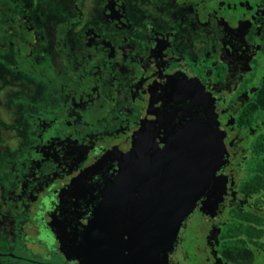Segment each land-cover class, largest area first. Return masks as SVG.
Masks as SVG:
<instances>
[{"label": "flooded vegetation", "instance_id": "obj_1", "mask_svg": "<svg viewBox=\"0 0 264 264\" xmlns=\"http://www.w3.org/2000/svg\"><path fill=\"white\" fill-rule=\"evenodd\" d=\"M15 3L0 0L14 99L0 113L18 140L0 171V264H131L125 224L111 240L89 221L111 152L149 112L160 132L211 116L225 149L217 205L184 218L165 264H264V0Z\"/></svg>", "mask_w": 264, "mask_h": 264}, {"label": "water", "instance_id": "obj_2", "mask_svg": "<svg viewBox=\"0 0 264 264\" xmlns=\"http://www.w3.org/2000/svg\"><path fill=\"white\" fill-rule=\"evenodd\" d=\"M157 118L149 112L131 139L111 152L118 160L117 177L104 188L89 221L90 231H104L111 240L116 221L125 224L119 229L127 233L131 264H165L184 218L204 197L200 209L210 212L217 205L214 193L219 199L223 191L214 178L225 161L215 118L164 132Z\"/></svg>", "mask_w": 264, "mask_h": 264}, {"label": "rangeland", "instance_id": "obj_3", "mask_svg": "<svg viewBox=\"0 0 264 264\" xmlns=\"http://www.w3.org/2000/svg\"><path fill=\"white\" fill-rule=\"evenodd\" d=\"M22 2V0H20ZM6 5L9 7L11 6H15V0H5ZM16 7V6H15ZM1 25V23H0ZM4 98L3 103L4 106L8 105L9 103L13 102L14 99H12L11 97H6V95L3 93V91H0V99ZM16 105V104H15ZM0 107H3L0 104ZM1 109V108H0ZM1 112V111H0ZM18 113L16 112L14 114V116H16ZM14 127V121L13 118L8 117V116H3L0 113V171H1V165H4L3 168H5L7 165V161L6 158L8 157V153L6 151V146L9 144L10 145V149H13L12 147H14V149L16 148L17 144H18V140L12 139L14 138L13 134H9L8 131H13ZM17 127V126H16ZM10 128V129H9ZM13 128V129H12ZM263 139H261L260 141H262L264 143V135L261 137ZM259 152H261L264 155V145H261V148L259 149ZM10 153V152H9ZM1 174V173H0ZM263 175H264V169H263ZM196 222V218L195 216H193L191 219L187 220V235L188 233H190L192 231V229L194 228V223ZM187 235L184 236L183 241L187 238Z\"/></svg>", "mask_w": 264, "mask_h": 264}]
</instances>
